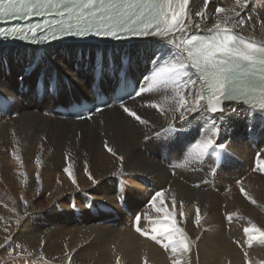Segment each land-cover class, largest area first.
Wrapping results in <instances>:
<instances>
[{"label":"bare ground","instance_id":"bare-ground-1","mask_svg":"<svg viewBox=\"0 0 264 264\" xmlns=\"http://www.w3.org/2000/svg\"><path fill=\"white\" fill-rule=\"evenodd\" d=\"M211 32L264 52V0H191L167 38L0 46V244L24 249L0 264H264V112L208 109L183 41ZM124 74L136 99L55 113Z\"/></svg>","mask_w":264,"mask_h":264},{"label":"rangeland","instance_id":"rangeland-1","mask_svg":"<svg viewBox=\"0 0 264 264\" xmlns=\"http://www.w3.org/2000/svg\"><path fill=\"white\" fill-rule=\"evenodd\" d=\"M8 210H10V212H4L2 215H0V219H1V222H0V229H1V233H0V238L4 235V233H5V231H3L4 230V227H5V225H6V223L8 222V221H6L5 219H6V216L7 217H10L11 215L10 214H13L12 215V218H11V220H14L15 221V223H13L12 225H9L7 228H8V230L7 231H10V230H13L17 225L16 224H18V222L16 223V221H18V220H16L17 218H14V216L15 217H17V214H19L18 212H14L13 213V211H12V209H10V208H8ZM4 222H5V224H4ZM3 226V227H2ZM10 227V228H9ZM3 234V235H2ZM20 245V246H19ZM19 248V249H18ZM22 246H21V244H17V246H11V247H9V249H4L3 248V246L0 244V262H2V261H4L5 259H8V258H10V257H16L17 256V250H19L20 251V254H23V251H24V249L22 250ZM10 251V252H9ZM6 252H8V253H6ZM4 255V256H3ZM3 256V257H2ZM21 256H23V255H21ZM4 258V259H3Z\"/></svg>","mask_w":264,"mask_h":264},{"label":"water","instance_id":"water-1","mask_svg":"<svg viewBox=\"0 0 264 264\" xmlns=\"http://www.w3.org/2000/svg\"><path fill=\"white\" fill-rule=\"evenodd\" d=\"M207 106H208V109L210 110V112H212V111H213V112H216V111H217L216 106L211 105L210 103H208Z\"/></svg>","mask_w":264,"mask_h":264}]
</instances>
